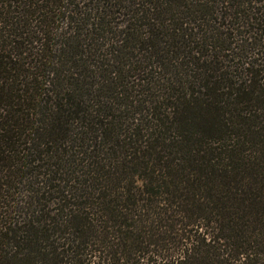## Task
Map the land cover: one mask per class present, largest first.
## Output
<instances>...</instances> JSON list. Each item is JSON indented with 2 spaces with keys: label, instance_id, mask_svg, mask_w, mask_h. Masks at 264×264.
Masks as SVG:
<instances>
[{
  "label": "trees",
  "instance_id": "obj_1",
  "mask_svg": "<svg viewBox=\"0 0 264 264\" xmlns=\"http://www.w3.org/2000/svg\"><path fill=\"white\" fill-rule=\"evenodd\" d=\"M261 37L264 0H0V264H264Z\"/></svg>",
  "mask_w": 264,
  "mask_h": 264
},
{
  "label": "rangeland",
  "instance_id": "obj_2",
  "mask_svg": "<svg viewBox=\"0 0 264 264\" xmlns=\"http://www.w3.org/2000/svg\"><path fill=\"white\" fill-rule=\"evenodd\" d=\"M260 40H264V37H261ZM257 51H261V50L259 48L257 49V48H251L250 47V48H247L246 53L243 51L241 54L244 55V56L245 55L249 56V52H255V53H257ZM235 53L238 54V51H235ZM250 55H253L256 60H258L259 58H262L260 56V53H258L257 55H254V54H250ZM262 55H264V54H262ZM257 63H261L260 60H258ZM229 64H232V63L230 62ZM231 71H232V69H231ZM235 73L236 74H241L242 72H239L238 70H236ZM15 191L16 192L11 196V199L14 200V201H16V200H18V199H20L22 197L21 194L18 193V190H15Z\"/></svg>",
  "mask_w": 264,
  "mask_h": 264
}]
</instances>
